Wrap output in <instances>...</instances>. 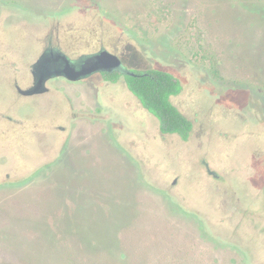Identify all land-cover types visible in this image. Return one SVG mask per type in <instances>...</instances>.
<instances>
[{
  "label": "rangeland",
  "instance_id": "1",
  "mask_svg": "<svg viewBox=\"0 0 264 264\" xmlns=\"http://www.w3.org/2000/svg\"><path fill=\"white\" fill-rule=\"evenodd\" d=\"M48 42L172 73L188 138L122 77L21 95ZM0 264H264V0H0Z\"/></svg>",
  "mask_w": 264,
  "mask_h": 264
},
{
  "label": "trees",
  "instance_id": "2",
  "mask_svg": "<svg viewBox=\"0 0 264 264\" xmlns=\"http://www.w3.org/2000/svg\"><path fill=\"white\" fill-rule=\"evenodd\" d=\"M133 72L134 75L103 72L102 76L111 82L122 77L127 89L141 107L155 117L160 133H175L181 139H187L192 131V120L171 101V96L181 90L180 81L172 73L158 68Z\"/></svg>",
  "mask_w": 264,
  "mask_h": 264
},
{
  "label": "water",
  "instance_id": "3",
  "mask_svg": "<svg viewBox=\"0 0 264 264\" xmlns=\"http://www.w3.org/2000/svg\"><path fill=\"white\" fill-rule=\"evenodd\" d=\"M102 72L134 75L133 69L125 67L121 59L106 48L76 58H70L61 51L43 52L32 65L33 84L19 89V92L23 95L39 94L46 91L48 79L63 77L68 81H78Z\"/></svg>",
  "mask_w": 264,
  "mask_h": 264
},
{
  "label": "flooded vegetation",
  "instance_id": "4",
  "mask_svg": "<svg viewBox=\"0 0 264 264\" xmlns=\"http://www.w3.org/2000/svg\"><path fill=\"white\" fill-rule=\"evenodd\" d=\"M100 48H104V47H99L98 49H96L95 51H97V50H99ZM108 50V49H107ZM53 51H61L62 53H64V54H66L64 51H62L59 47H57V46H52V44H51V42H48V43H46V45H44L43 46V48L41 49V51H40V53L38 54V56H37V58L43 53V52H53ZM95 51H91V52H87V53H92V52H95ZM110 52H112V51H110ZM112 53H115V52H112ZM82 54H85V53H82ZM82 54H80V55H82ZM116 54V53H115ZM67 55V54H66ZM80 55H78V56H80ZM119 58H120V55H118V54H116ZM68 57H70V58H76V57H78V56H76V57H71V56H69V55H67ZM37 58L35 59V61L37 60ZM124 58L125 57H122L121 56V59H123V61H122V63H123V65H125L124 63H125V61H124ZM34 61V62H35ZM34 62H32L31 64H30V66H29V70H30V78H31V82H30V84H29V86L28 87H30L32 84H33V76H32V73H31V71H32V65H33V63ZM131 69V68H130ZM133 70H139V69H133ZM103 73V72H102ZM102 73H98V74H101L102 75ZM95 74H97V73H95ZM92 75H94V74H92ZM91 75V76H92ZM90 77V76H89ZM89 77H87V78H89ZM54 78H63V77H54ZM54 78H51V79H54ZM87 78H85V79H87ZM51 79H48L46 82H45V86H46V84H47V82L49 81V80H51ZM65 81H67V82H69V83H73V82H76V83H78V82H80V81H82V80H84V79H82V80H78V81H68L67 79H65V78H63ZM27 87V88H28ZM46 88H47V86H46ZM127 88V87H126ZM48 90V88L46 89V91ZM16 91H18L19 92V88H17L16 89ZM45 91V92H46ZM20 93V92H19ZM42 93H44V92H42ZM21 94V93H20ZM39 94H41V93H39ZM21 95H23V94H21ZM33 95H38V94H33ZM141 106V105H140Z\"/></svg>",
  "mask_w": 264,
  "mask_h": 264
}]
</instances>
